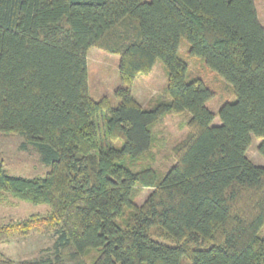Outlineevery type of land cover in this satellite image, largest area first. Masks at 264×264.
Here are the masks:
<instances>
[{
	"label": "trees",
	"instance_id": "trees-1",
	"mask_svg": "<svg viewBox=\"0 0 264 264\" xmlns=\"http://www.w3.org/2000/svg\"><path fill=\"white\" fill-rule=\"evenodd\" d=\"M181 38L235 96L217 112L207 106L214 91L187 77ZM91 46L119 56L116 105L88 94ZM157 59L166 86L143 105L132 84ZM184 111L173 162L141 165L154 125ZM0 133L22 135L50 166L29 178L0 159V197L49 207L0 225L1 235H55L33 264H264V166L246 155L255 135L264 156L254 0H0Z\"/></svg>",
	"mask_w": 264,
	"mask_h": 264
},
{
	"label": "rangeland",
	"instance_id": "rangeland-1",
	"mask_svg": "<svg viewBox=\"0 0 264 264\" xmlns=\"http://www.w3.org/2000/svg\"><path fill=\"white\" fill-rule=\"evenodd\" d=\"M257 14L264 28V0H254ZM179 56L188 64L187 77H199L203 83L209 86L214 94L207 102V106L217 112L220 105L234 99L229 85L215 72L207 69L201 60L191 57L187 52V43L180 39L178 47ZM119 56L106 52L96 46L87 50L88 94L91 98L99 99L106 95L112 105L117 104L114 90L120 85L118 73ZM167 82V71L161 59H157L152 70L147 75H138L133 81L132 94L143 105H148L158 94L164 91ZM189 115L186 111L177 114H166L154 125L157 132L155 146L152 154L146 155L139 162L141 165L151 164L160 171L173 162L172 146L181 140L188 132L183 126V119ZM214 123L219 122L218 116ZM261 139L251 135V142L246 149V155L257 166H264V156L258 151ZM25 139L17 133H0V159L5 163L9 173L22 177H37L44 175L50 169L49 164L44 163L38 151L33 146L22 147ZM149 188H143L136 201L141 203ZM0 197V225L9 220L22 219L33 213H45L49 207L45 203L34 204L20 200L11 195ZM264 235V225L259 231ZM55 235L51 231L38 232L33 229L27 235L11 232L8 235L0 234V258L14 260L16 264H33L34 261L46 258L52 250Z\"/></svg>",
	"mask_w": 264,
	"mask_h": 264
}]
</instances>
